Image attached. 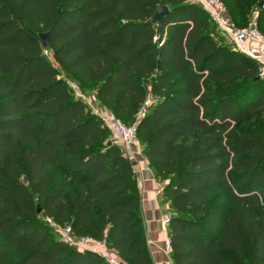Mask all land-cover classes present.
Here are the masks:
<instances>
[{"label":"trees","instance_id":"16d2710c","mask_svg":"<svg viewBox=\"0 0 264 264\" xmlns=\"http://www.w3.org/2000/svg\"><path fill=\"white\" fill-rule=\"evenodd\" d=\"M222 1L264 36V0ZM159 6L170 13L151 24ZM46 52L137 125L165 183L174 264H264V78L191 0H0V264H105L48 218L154 264L135 163Z\"/></svg>","mask_w":264,"mask_h":264},{"label":"built area","instance_id":"2783aa9c","mask_svg":"<svg viewBox=\"0 0 264 264\" xmlns=\"http://www.w3.org/2000/svg\"><path fill=\"white\" fill-rule=\"evenodd\" d=\"M191 2L201 6L206 11L211 20L233 46L234 50L246 55L258 64L259 75L264 78V36L259 30L256 18L247 27H239L231 19L222 0H191ZM158 40L159 38H154L155 42ZM47 54L51 53L46 52ZM72 90L76 98L90 108L91 112L110 130L113 142L122 148L124 155L131 162H136V156L139 153L138 147L141 146L137 134V125H125L118 116L107 111L97 99L82 94L78 87L73 86ZM150 107H152V101L148 100L143 107L140 118L145 117ZM160 186L162 187V185ZM45 221L59 233L60 240L65 245L79 252L92 253L102 259L105 264H125L118 254L108 247L105 240L76 238L70 227L60 226L50 218ZM162 223L166 230L169 229L171 215H166ZM165 245L167 252L171 254V240L167 239Z\"/></svg>","mask_w":264,"mask_h":264},{"label":"crops","instance_id":"0c3cea01","mask_svg":"<svg viewBox=\"0 0 264 264\" xmlns=\"http://www.w3.org/2000/svg\"><path fill=\"white\" fill-rule=\"evenodd\" d=\"M138 150L134 170L141 192L139 211L143 218L149 250L154 264H174L172 254L167 252L165 245L166 240L170 239V229L166 230L162 223L163 218L170 214L168 201L162 193L165 183L160 182L150 169L142 146Z\"/></svg>","mask_w":264,"mask_h":264},{"label":"water","instance_id":"95a60500","mask_svg":"<svg viewBox=\"0 0 264 264\" xmlns=\"http://www.w3.org/2000/svg\"><path fill=\"white\" fill-rule=\"evenodd\" d=\"M263 7V3H260L259 8ZM170 13V8L168 6H159L155 15L149 20V22L151 24H158L160 21H162L163 19H165ZM41 42H42V46L44 49H47L50 47V41H49V33L46 34H40L39 35ZM38 213L41 214L42 210L39 209Z\"/></svg>","mask_w":264,"mask_h":264},{"label":"rangeland","instance_id":"374dc122","mask_svg":"<svg viewBox=\"0 0 264 264\" xmlns=\"http://www.w3.org/2000/svg\"><path fill=\"white\" fill-rule=\"evenodd\" d=\"M238 22V21H237ZM240 24H242L241 22H240ZM158 38V37H157ZM157 42H159V40L157 41ZM231 45V44H230ZM231 47H233L232 45H231ZM49 59H50V61L54 64V65H56V67H58V65H57V63H56V61H55V59L52 57V55L51 54H47L46 55ZM58 69L60 70V68L58 67ZM60 77L61 78H63L64 80H66V82L68 83V85H69V87L71 88V89H73V86L74 87H78L79 88V90L81 91V90H83V91H81V93L82 94H84V95H87V96H89V97H92V98H95L96 99V92L94 91V90H90V89H81L79 86H78V84L76 83V82H74L64 71H62V70H60ZM139 144L141 145V143H140V141H139ZM142 146V145H141ZM54 232H56L55 234L58 236V238H59V233L57 232V231H54ZM6 264H8V262H6Z\"/></svg>","mask_w":264,"mask_h":264}]
</instances>
